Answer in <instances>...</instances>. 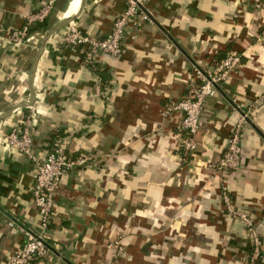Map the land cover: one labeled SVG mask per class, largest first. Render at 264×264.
<instances>
[{
  "label": "crops",
  "instance_id": "crops-1",
  "mask_svg": "<svg viewBox=\"0 0 264 264\" xmlns=\"http://www.w3.org/2000/svg\"><path fill=\"white\" fill-rule=\"evenodd\" d=\"M43 2L0 0V264L22 248L24 231L42 232L35 162L5 138L30 108L37 160L56 142L91 158L63 177L45 233L51 254L31 264H102L118 236V264H246V224L226 211L213 170L243 116L253 126L244 125L242 164L227 183L233 209L254 220L264 264V0H145L151 23L130 26L122 56L95 68L57 29L75 18L102 39L128 0H83L78 14L81 0H59L33 42L13 44L9 33ZM231 53L242 64L206 100L197 149L186 153L183 113L164 111L189 96L195 69Z\"/></svg>",
  "mask_w": 264,
  "mask_h": 264
},
{
  "label": "built area",
  "instance_id": "built-area-1",
  "mask_svg": "<svg viewBox=\"0 0 264 264\" xmlns=\"http://www.w3.org/2000/svg\"><path fill=\"white\" fill-rule=\"evenodd\" d=\"M59 0H44L40 8L24 18V25L9 33L8 39L13 44L25 45L33 42L36 35L30 33L34 26L44 25ZM145 0H128L126 10L116 18L110 33L102 39H93L85 34L73 21L64 27L62 42L69 47H83V62L88 67H93L107 59H119L124 51V40L130 26L139 32L143 23H151V17L143 11ZM253 6H260L263 0H247ZM242 64L239 54H228L220 62L216 61L213 69H195V83L192 85L189 96L175 103H170L164 111L183 113L181 129L184 136L181 138L179 149L186 153H193L197 149L196 136L201 126V117L205 102L216 94L219 84L226 81ZM35 109L30 108L23 123L10 130L5 138L7 145L21 152L25 157L35 162L34 185L32 189L33 202L40 215L41 234L24 231L25 241L21 249L13 253L9 264H31L33 261L47 258L51 248L44 240L52 221L55 206V195L60 187L63 177L72 169L85 166L91 159L88 156L73 158L61 142H56L50 147L43 160H37L33 154L34 138L33 123ZM245 117H241L229 137L228 147L213 167L219 175L221 199L227 212L234 218L245 222L247 235L253 244V249L246 264H258L263 259L262 242L254 220L246 213L238 212L231 205V196L227 177L238 170L242 164V134ZM124 236L113 238L106 246L108 255L102 264H118L125 254Z\"/></svg>",
  "mask_w": 264,
  "mask_h": 264
},
{
  "label": "water",
  "instance_id": "water-1",
  "mask_svg": "<svg viewBox=\"0 0 264 264\" xmlns=\"http://www.w3.org/2000/svg\"><path fill=\"white\" fill-rule=\"evenodd\" d=\"M74 19L75 18H71V19L65 20L62 24H60V26H59V28L57 30L62 29L64 26H66L69 22H72ZM246 121L253 126V124L251 123V121L249 120V118H246Z\"/></svg>",
  "mask_w": 264,
  "mask_h": 264
},
{
  "label": "trees",
  "instance_id": "trees-1",
  "mask_svg": "<svg viewBox=\"0 0 264 264\" xmlns=\"http://www.w3.org/2000/svg\"><path fill=\"white\" fill-rule=\"evenodd\" d=\"M41 27H42L41 25L32 27L31 30H30V33H34L36 30L40 29ZM225 57H226V56H224V58H225ZM222 59H223V58H222ZM222 59L220 58V59H218L217 61L220 62ZM44 240H45L46 244L49 246V244L47 243L46 238H44Z\"/></svg>",
  "mask_w": 264,
  "mask_h": 264
},
{
  "label": "bare ground",
  "instance_id": "bare-ground-1",
  "mask_svg": "<svg viewBox=\"0 0 264 264\" xmlns=\"http://www.w3.org/2000/svg\"><path fill=\"white\" fill-rule=\"evenodd\" d=\"M78 2V0H73V2L71 3L72 4V7H74L75 6V4ZM82 2H83V0H81V4H80V8H79V11L77 12V14L80 12V10H81V6H82ZM76 14V15H77Z\"/></svg>",
  "mask_w": 264,
  "mask_h": 264
}]
</instances>
